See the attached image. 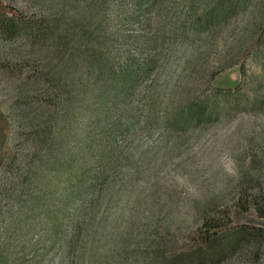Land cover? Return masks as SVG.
Segmentation results:
<instances>
[{"label": "rangeland", "instance_id": "1", "mask_svg": "<svg viewBox=\"0 0 264 264\" xmlns=\"http://www.w3.org/2000/svg\"><path fill=\"white\" fill-rule=\"evenodd\" d=\"M93 42L123 68L158 58L111 117L99 103L103 76L83 64ZM198 97L209 115L180 119ZM113 146L103 171L101 148ZM78 165L85 183L102 175L98 196L56 231L43 216L53 202L38 196L61 194ZM257 191L264 0H0V264H262L264 237L230 231L264 227Z\"/></svg>", "mask_w": 264, "mask_h": 264}, {"label": "trees", "instance_id": "2", "mask_svg": "<svg viewBox=\"0 0 264 264\" xmlns=\"http://www.w3.org/2000/svg\"><path fill=\"white\" fill-rule=\"evenodd\" d=\"M124 1H133L135 4L142 6L144 3H156L158 0H124ZM215 9H212L207 14H205V20H213L216 17ZM218 16V15H217ZM200 19V18H199ZM151 21V20H150ZM200 22L195 20L194 24L200 26ZM86 33V30L84 31ZM90 35V33H88ZM87 34V35H88ZM62 39V38H61ZM157 38L149 39L147 42H153ZM83 52L85 56L83 57L84 66L88 69L89 72L96 73V76H103L104 81V90L102 88L101 91V100L99 103L102 104L103 107V116L111 117V109L114 110L117 108L119 110V114L124 110L123 104L128 97L134 95V93L140 91L139 83L144 80L145 77L149 75L152 71L156 61L158 58H147L145 61H142L140 57H131L127 60L129 65L125 68L119 67L118 65V57L112 51L107 50L102 43H91L87 47L83 48ZM206 98H196L195 100L189 102L188 104L182 106L179 109V117L182 120H189L193 117H196L198 120H201L203 117L209 115V103L205 100ZM124 102V103H123ZM113 110V111H114ZM151 115V114H149ZM119 119V118H118ZM117 123V120L114 124ZM89 130V129H88ZM103 134H113V131H102ZM93 134H96L95 136ZM98 132L93 128L86 132V135L83 136L84 145L86 146V150L91 148L94 144V139H96ZM115 136V135H114ZM102 138L104 136L101 135L100 143H102ZM99 143V144H100ZM82 147V150L84 148ZM113 147H102L101 155L99 156L101 160V164L103 165V171H106L111 162L115 160V155L112 152ZM74 164L69 163L65 165V168H69ZM75 177L74 181L68 183L65 186L64 190L61 194H57L59 189L55 187L47 188L43 191V193L39 194L38 201L42 197V195L46 192V195H49V200L53 202V205L49 208L44 209L43 216H49L51 223L45 221L46 226L53 228L56 231H59L63 227H65L66 219L69 217L70 213H81L84 214L88 212L93 202L98 196L97 184L102 175H96L92 181L87 183L84 182L83 173H85V168L83 169L81 166H76L75 170L71 171L70 174ZM71 176V177H72ZM72 180V179H71ZM57 199L61 201H56ZM80 199L81 201H77ZM58 202V204H56ZM254 202L258 212L261 215H264V192L257 191ZM75 204L76 209H68L69 206ZM92 208V207H91ZM244 208H247L246 206ZM84 217L80 218L82 220ZM79 219L72 221L71 226H74L73 235L70 233L67 238V246L69 248V252H73L74 245L77 240L75 235V231H78L80 227L81 221ZM66 229V227H65ZM67 230V229H66ZM252 231L253 234L257 236L264 237V227L258 225H247L243 224L230 230L233 236L237 239L241 238L242 235L248 234ZM78 236V234H77ZM257 254V253H256ZM261 253H258V255ZM261 263L264 264V258H261L259 255Z\"/></svg>", "mask_w": 264, "mask_h": 264}]
</instances>
